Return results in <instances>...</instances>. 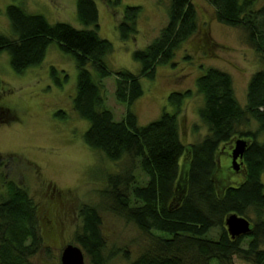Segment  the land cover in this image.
<instances>
[{"label": "trees", "instance_id": "1", "mask_svg": "<svg viewBox=\"0 0 264 264\" xmlns=\"http://www.w3.org/2000/svg\"><path fill=\"white\" fill-rule=\"evenodd\" d=\"M120 1L109 2L119 5ZM208 1L219 22L244 31L247 43L262 61V68L249 81L247 104L242 106L237 99L230 73L208 67L197 78L196 91L170 93L168 104L173 110L165 107L146 125L139 124L133 110L144 94L140 77L126 68L113 71L106 61L114 45L99 34L95 0H76L84 28L63 21L51 23L45 15L29 13L17 4L6 10L13 35L0 33V52L9 53L12 68L24 73L40 66L49 46L56 42L62 52L72 56L78 69L73 109L89 122L84 142L112 163L138 161L148 177L145 185L136 184L133 166L108 177L111 190L105 197L112 201L110 208L152 236L128 264H212L214 260L223 264L236 254L253 264H264V142L259 140L264 133V6L257 7V0ZM141 13V6L125 7L116 22L122 40L139 35ZM202 25L193 0H171L167 23L159 35L144 49L133 52L141 63V75L155 79L158 66L175 64L178 50ZM58 73L52 66V77L62 85ZM112 73L116 74V97L127 106L120 121L106 107L102 81ZM67 78L68 74L64 81ZM196 92L204 98L198 113L208 132L199 141L186 144L181 136V114ZM57 115L64 118L67 113L60 110ZM255 122L257 129L250 128ZM239 138L249 141L240 160L245 178L220 182L221 149ZM37 211L28 193L9 182L8 194L0 202V264H34L32 258L43 244ZM231 213L248 218L251 233L233 239L225 224ZM80 215L82 226L75 240L93 264H107L100 213L94 206L84 205ZM215 228L220 229L218 237L208 238Z\"/></svg>", "mask_w": 264, "mask_h": 264}, {"label": "rangeland", "instance_id": "2", "mask_svg": "<svg viewBox=\"0 0 264 264\" xmlns=\"http://www.w3.org/2000/svg\"><path fill=\"white\" fill-rule=\"evenodd\" d=\"M95 1L99 9V34L114 45V51L106 58L108 65L113 71L130 70L140 77L143 85L144 94L133 106L140 125L156 120L165 107L173 110L168 104L173 91H196L197 78L208 67L231 74L236 97L246 106L249 81L252 74L262 68V61L247 43L242 29L217 20L216 9L208 0H193L202 29L178 50L175 64L158 66L155 79L141 75V63L134 59L133 52L144 49L159 35L167 23L171 0H121L119 5L110 4L109 1L114 3L115 0ZM10 4L20 5L29 13L43 14L51 23L63 21L85 27L77 16L76 0H0V33L9 36L13 35L6 13ZM128 5L142 7L140 33L135 39L124 41L116 22L123 17ZM256 6H264V0H257ZM52 66L58 69L62 85L52 77ZM66 74L68 78L64 81ZM77 79L74 59L62 52L56 42L49 46L40 66L24 73L12 68L7 51L0 52V202L8 194V183L14 182L37 205L43 244L32 258L34 264H62V251L68 244L83 250L75 234L82 226L80 214L84 205L94 206L101 215L105 239L103 255L107 264H128L148 246L152 236L110 208L112 201L105 197L111 190L108 177L130 166L135 167L136 184L145 185L148 177L138 161L112 163L84 142L89 122L73 109ZM102 82L106 107L113 112L115 120L120 121L125 117L127 106L116 97V74L112 73ZM202 101L203 96L196 92L183 105L181 136L186 144L199 141L208 132L198 113ZM60 110L67 113L64 118L57 115ZM257 127L255 122L250 128ZM259 140L264 142V133L259 135ZM233 144H225L221 149L222 166L217 173L220 182L245 178L243 163L238 169L232 164ZM219 233L220 229L215 228L208 238L215 239ZM83 252L85 264H93ZM212 264L221 263L214 260ZM223 264L253 262L236 254Z\"/></svg>", "mask_w": 264, "mask_h": 264}, {"label": "water", "instance_id": "3", "mask_svg": "<svg viewBox=\"0 0 264 264\" xmlns=\"http://www.w3.org/2000/svg\"><path fill=\"white\" fill-rule=\"evenodd\" d=\"M249 141L243 138L236 139L232 147V164L238 169L241 165ZM225 224L227 230L233 239L251 233V221L245 216L237 213H231L226 217ZM62 264H85L83 250L73 244H68L63 248L61 255Z\"/></svg>", "mask_w": 264, "mask_h": 264}]
</instances>
